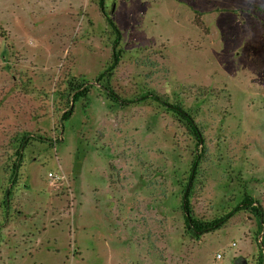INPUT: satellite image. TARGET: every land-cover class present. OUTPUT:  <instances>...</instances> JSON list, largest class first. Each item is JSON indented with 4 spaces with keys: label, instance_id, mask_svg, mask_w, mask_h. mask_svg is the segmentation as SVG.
<instances>
[{
    "label": "rangeland",
    "instance_id": "1",
    "mask_svg": "<svg viewBox=\"0 0 264 264\" xmlns=\"http://www.w3.org/2000/svg\"><path fill=\"white\" fill-rule=\"evenodd\" d=\"M106 16L111 89L199 145L107 97ZM185 184L197 221L264 215V0H0V264H261L248 209L188 231Z\"/></svg>",
    "mask_w": 264,
    "mask_h": 264
},
{
    "label": "trees",
    "instance_id": "2",
    "mask_svg": "<svg viewBox=\"0 0 264 264\" xmlns=\"http://www.w3.org/2000/svg\"><path fill=\"white\" fill-rule=\"evenodd\" d=\"M98 5L101 8V10H103V0H98ZM106 21L114 35L112 40V52H111L109 64L100 73L96 75L95 79L96 81H99L102 77H104L101 85L104 91L106 92L107 97L110 98L113 102L117 103L119 106H124L130 103H135L144 100H150L159 103L160 105L164 106L167 110L172 112V114L176 117V119L179 120L181 123H183L191 131V133L195 138V145L196 146L199 145L201 142L200 131L197 128L196 124L194 123L190 113L184 108H182L179 104L175 102H168L165 99L161 98V96H159L158 94L152 91H145L135 97L125 98L119 96L111 89V87L108 84V77L111 73V70L113 69V67L115 66V64L119 59L118 49H116V45L119 40V30L115 26L111 18L106 16ZM82 89L84 92L86 91L87 88L84 89L83 87ZM83 92L80 91L79 93L74 94L73 101H75L79 95L83 94ZM69 113H70L69 110L64 111L60 115V121L66 120L69 116ZM23 141L24 139L22 140V142ZM198 158H199V151L194 154L193 159L191 161L189 174H188L189 181H191L193 177V173L197 165ZM187 191H188V185L185 184L182 192V198H181L182 200L180 203V207L183 213L185 225L191 234L199 235L214 230L220 227L221 224L224 223L234 212L240 209H248L252 212V214L256 218L257 230L259 232H262V235H264V215L261 206L256 201H254L250 196H244L241 202L235 204L233 208L228 210L220 217L210 221L200 222L194 219L189 212L190 210L187 202V196H188ZM262 259L260 258L261 264H262Z\"/></svg>",
    "mask_w": 264,
    "mask_h": 264
},
{
    "label": "built area",
    "instance_id": "3",
    "mask_svg": "<svg viewBox=\"0 0 264 264\" xmlns=\"http://www.w3.org/2000/svg\"><path fill=\"white\" fill-rule=\"evenodd\" d=\"M214 256H215V264H225L219 253H216Z\"/></svg>",
    "mask_w": 264,
    "mask_h": 264
},
{
    "label": "water",
    "instance_id": "4",
    "mask_svg": "<svg viewBox=\"0 0 264 264\" xmlns=\"http://www.w3.org/2000/svg\"><path fill=\"white\" fill-rule=\"evenodd\" d=\"M262 264H264V257H263V259H262Z\"/></svg>",
    "mask_w": 264,
    "mask_h": 264
}]
</instances>
